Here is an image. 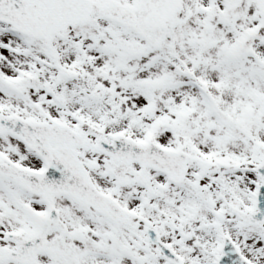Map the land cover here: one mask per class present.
I'll return each instance as SVG.
<instances>
[{
	"label": "snow or ice",
	"instance_id": "obj_1",
	"mask_svg": "<svg viewBox=\"0 0 264 264\" xmlns=\"http://www.w3.org/2000/svg\"><path fill=\"white\" fill-rule=\"evenodd\" d=\"M0 264H264V0H0Z\"/></svg>",
	"mask_w": 264,
	"mask_h": 264
}]
</instances>
